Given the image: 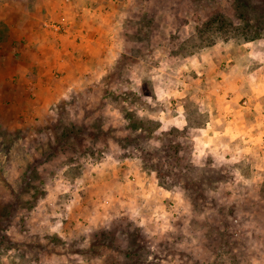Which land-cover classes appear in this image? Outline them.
I'll use <instances>...</instances> for the list:
<instances>
[{"label":"rangeland","instance_id":"obj_1","mask_svg":"<svg viewBox=\"0 0 264 264\" xmlns=\"http://www.w3.org/2000/svg\"><path fill=\"white\" fill-rule=\"evenodd\" d=\"M0 1L110 25L1 105L0 264H264V0Z\"/></svg>","mask_w":264,"mask_h":264},{"label":"crops","instance_id":"obj_2","mask_svg":"<svg viewBox=\"0 0 264 264\" xmlns=\"http://www.w3.org/2000/svg\"><path fill=\"white\" fill-rule=\"evenodd\" d=\"M98 6L99 4L96 5ZM6 7L9 4L0 1V109L1 105L7 103L15 102L20 106L30 104L27 90L32 88L34 93L31 95L36 103H41L45 95L53 96L55 87L52 85V74L63 69L61 72L66 73L65 77H72L73 70L77 72L83 61L93 62L90 54L102 50L105 41L103 37L110 31V25L107 24L109 21H98L99 17L96 16L77 20L70 36L53 40L42 29V17L37 12L21 11L16 15ZM22 35L24 38H20ZM82 36L85 37V42H78ZM59 45L62 46L61 51L57 47ZM57 54L68 55V58L65 56V61L58 62ZM32 76L34 79L29 78ZM14 89H22V94L17 99H13ZM3 111L6 109L3 108ZM26 113L27 110L21 109L15 114V118H25ZM5 114L14 116L12 112Z\"/></svg>","mask_w":264,"mask_h":264},{"label":"trees","instance_id":"obj_3","mask_svg":"<svg viewBox=\"0 0 264 264\" xmlns=\"http://www.w3.org/2000/svg\"><path fill=\"white\" fill-rule=\"evenodd\" d=\"M136 123H137V125H139L141 127L140 129H142L143 132L147 131L148 128H144V126H143V125H145V123H143V122H136Z\"/></svg>","mask_w":264,"mask_h":264},{"label":"built area","instance_id":"obj_4","mask_svg":"<svg viewBox=\"0 0 264 264\" xmlns=\"http://www.w3.org/2000/svg\"><path fill=\"white\" fill-rule=\"evenodd\" d=\"M56 30H59L58 28H55Z\"/></svg>","mask_w":264,"mask_h":264}]
</instances>
